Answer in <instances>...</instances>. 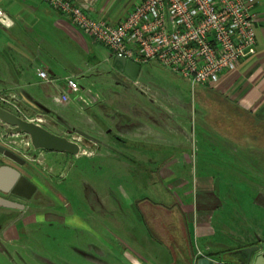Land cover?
Here are the masks:
<instances>
[{
    "label": "rangeland",
    "instance_id": "1",
    "mask_svg": "<svg viewBox=\"0 0 264 264\" xmlns=\"http://www.w3.org/2000/svg\"><path fill=\"white\" fill-rule=\"evenodd\" d=\"M132 1H119V10H128ZM111 54L106 47L102 84L91 73L75 77L81 88L105 93L106 101L100 95L85 98L84 113L80 111L83 118L96 116L92 122L98 127L90 132L92 136H79L76 126L67 122L65 111L42 123L80 141V154L36 149L26 133H11L0 122V144L26 160L18 167L37 187L31 199L3 196L26 207H0V264H106V206L115 198L123 200L125 190L129 193L124 171H130L129 178L141 179L134 201L150 196L174 202L179 191L165 188V168L175 169L187 179L191 171L192 179L206 164L212 168L218 163L235 164L236 159L222 156L220 146L216 149L207 139L233 140L242 152L239 167L264 166V128L257 117L233 105L214 86L192 85L157 62L142 64L133 78L114 68ZM85 62L80 54L78 65ZM4 108L22 117L28 115L27 110L20 113L9 105ZM141 128L152 131L153 136L135 138L130 134ZM106 135L111 143L106 142ZM108 153L115 158L106 157ZM117 154L124 158H116ZM180 160H184L182 167L176 163ZM7 161L11 162L0 153V162ZM142 207L147 215L152 213L145 204ZM76 214L86 225L71 222ZM118 245L123 248L120 242Z\"/></svg>",
    "mask_w": 264,
    "mask_h": 264
},
{
    "label": "crops",
    "instance_id": "2",
    "mask_svg": "<svg viewBox=\"0 0 264 264\" xmlns=\"http://www.w3.org/2000/svg\"><path fill=\"white\" fill-rule=\"evenodd\" d=\"M119 1L89 0L83 6L94 17L121 20L140 2L133 0L128 10H119ZM0 8L8 13L11 23L0 24V93L14 96L20 108L27 110L24 118L36 120L42 116V124L65 111L69 114L67 122L76 126L77 134L90 136L98 123L92 122L96 120L93 114L89 118L80 116L85 98L97 99L100 95L104 99V90L80 87V92L72 93L67 79L91 73L102 84L106 79V47L43 0H0ZM255 11L259 17L255 53L224 75L214 89L264 122V0L256 1ZM80 54L86 60L81 66ZM41 69L48 72L50 81L38 75ZM64 92L69 101H58ZM132 132L135 138L153 136L152 131L142 128ZM211 139L207 141L216 149L220 146L222 156L236 159L235 164L218 163L212 168L205 163L192 179L191 171L187 179L179 171L165 168V188L179 191L174 202L150 196L134 201L141 179L129 178L130 171H124L129 193L125 190L123 200L115 198L106 206V264H244L241 250L254 245H261L264 254V166L252 170L239 167L242 152L233 140ZM106 157L115 155L108 153ZM186 157L182 158L189 160ZM116 158L124 156L117 154ZM184 160L176 163L182 167ZM249 163L254 165L253 161ZM144 172L149 173L147 169ZM143 204L151 208V214H146ZM76 216L71 219L73 224L86 225L83 217Z\"/></svg>",
    "mask_w": 264,
    "mask_h": 264
},
{
    "label": "built area",
    "instance_id": "3",
    "mask_svg": "<svg viewBox=\"0 0 264 264\" xmlns=\"http://www.w3.org/2000/svg\"><path fill=\"white\" fill-rule=\"evenodd\" d=\"M43 1L107 47L114 58L140 66L157 62L192 85L215 86L256 51L257 0H140L121 20L94 17L83 6L89 0ZM0 24L11 25L3 8ZM38 75L51 80L44 69ZM67 87L72 93L81 91L72 78ZM57 99L68 102L69 95L64 92ZM0 105L21 113L14 96L0 93ZM32 120L41 123L43 118Z\"/></svg>",
    "mask_w": 264,
    "mask_h": 264
},
{
    "label": "water",
    "instance_id": "4",
    "mask_svg": "<svg viewBox=\"0 0 264 264\" xmlns=\"http://www.w3.org/2000/svg\"><path fill=\"white\" fill-rule=\"evenodd\" d=\"M114 65L131 77L136 78L141 66L127 61L124 58H114ZM0 122L11 133H26L36 149H43L49 152L70 153L78 155L82 151V144L75 138H69L57 134L39 122L32 119H26L0 105ZM0 153L7 158L24 165L26 160L14 151L0 144ZM21 185L18 194L25 198H31L36 191V185L33 184L26 176L9 165L0 164V191L10 192L12 186ZM13 192L16 190H12ZM0 206L7 208L23 209L24 205L0 195ZM244 255L242 260L244 264H264V254L261 245H254L241 250Z\"/></svg>",
    "mask_w": 264,
    "mask_h": 264
},
{
    "label": "flooded vegetation",
    "instance_id": "5",
    "mask_svg": "<svg viewBox=\"0 0 264 264\" xmlns=\"http://www.w3.org/2000/svg\"><path fill=\"white\" fill-rule=\"evenodd\" d=\"M9 159V158H8ZM11 162H0V164L1 165H9V166H12L13 168H15L16 170H18L20 173H21V175H24V173L23 172H21V170L19 169V167L18 166H23V165H21V164H19V163H17L16 161H14V160H11V159H9ZM21 189V185H19V184H17V185H14V186H12V188H11V191L10 192H2V191H0V195L1 196H7V195H14V196H19V197H22V198H25V197H23L22 195H20V194H18L17 193V191H19ZM12 190H16V192L14 191H12ZM36 191H37V187H36ZM35 191V192H36ZM35 192H34V194H33V196L35 195ZM32 196V197H33ZM31 197V198H32ZM31 198H28V199H31ZM25 199H27V198H25ZM24 205V208L23 209H25V207H26V205L25 204H23ZM0 207H2V206H0ZM4 208H7V207H4ZM12 209V208H11ZM13 209H15V208H13ZM22 209V210H23ZM35 217V216H34ZM36 218V217H35Z\"/></svg>",
    "mask_w": 264,
    "mask_h": 264
},
{
    "label": "trees",
    "instance_id": "6",
    "mask_svg": "<svg viewBox=\"0 0 264 264\" xmlns=\"http://www.w3.org/2000/svg\"><path fill=\"white\" fill-rule=\"evenodd\" d=\"M219 93V92H218ZM219 94H221V93H219ZM223 97H225L223 94H221ZM226 98V97H225ZM244 112H246V111H244ZM248 113V112H247ZM250 114V113H249ZM250 115H252V114H250ZM256 117V116H255ZM258 119V118H257ZM258 120H260V119H258ZM261 121V120H260ZM262 125H263V127H262V129L264 128V122L262 121Z\"/></svg>",
    "mask_w": 264,
    "mask_h": 264
}]
</instances>
